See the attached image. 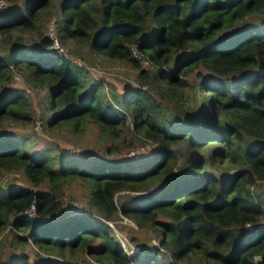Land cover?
Here are the masks:
<instances>
[{
	"label": "trees",
	"instance_id": "trees-1",
	"mask_svg": "<svg viewBox=\"0 0 264 264\" xmlns=\"http://www.w3.org/2000/svg\"><path fill=\"white\" fill-rule=\"evenodd\" d=\"M4 1L0 33L15 47L3 56L10 64L0 60V120L28 117L23 95L2 83L13 76L10 66L23 67L25 78L49 86L57 108L50 124L82 131L93 123L116 139L130 122L155 147L147 159L100 155L86 165L75 157L56 164L53 153L26 152L19 137L1 134L0 177L21 171L41 187L0 185V232L10 226L17 242L65 260L45 264H79L82 256L94 264H264V225L243 228L264 219V194L255 189L264 182V0ZM55 2L58 42L72 40L124 62L150 88L126 85L107 100L97 83L80 91L86 68L52 49L53 38L40 25ZM248 14L258 21L242 27ZM26 32L37 34V44L22 48ZM143 58L155 71L142 67ZM204 69L214 78L189 80ZM179 143L194 153L184 164L193 175L182 179L173 172ZM168 176L159 196L133 195L117 204V192L152 190ZM75 180L89 189L94 213L56 216L61 187ZM32 203L35 216L24 212ZM118 211L158 234L171 257L158 246L128 255L105 221ZM27 258L0 264H27Z\"/></svg>",
	"mask_w": 264,
	"mask_h": 264
},
{
	"label": "rangeland",
	"instance_id": "rangeland-1",
	"mask_svg": "<svg viewBox=\"0 0 264 264\" xmlns=\"http://www.w3.org/2000/svg\"><path fill=\"white\" fill-rule=\"evenodd\" d=\"M25 1L26 0H18V3L22 5ZM6 5H8L7 1ZM0 9H3V12H5L4 10H7V6ZM49 16L50 18L48 21H41L40 24H44L43 31L44 35L47 36L50 34L51 25H53L52 31L55 33L54 21L58 19L57 2L53 4ZM256 21H258V15L248 14L243 20L242 27ZM230 29H234V27L228 28L227 30ZM10 35H14V32L12 31ZM21 37L20 47L22 48L26 47V44H37V34L26 32L22 33ZM58 44L62 47L61 51L65 57L73 59L75 63L83 65L87 70L86 74L82 77L83 84L80 91L97 83L100 87L98 91H100L104 99L107 100L111 93L122 92L126 85L129 87L144 86L143 88H150L149 85L147 86L145 83L141 85L138 78L139 70L124 62L110 59L101 53H95L89 50L85 45L72 40H67L64 43L58 42ZM13 47H15L13 38H8L0 33V60L10 64V60L8 61V59L3 56L6 54L10 55ZM54 47L56 46L54 45ZM57 52L59 53L60 50H57ZM142 67H147L151 72L156 69V66L153 64H145V66L143 65ZM10 69L13 70V76L9 77L8 80H4L2 83L17 88L19 90L18 92L23 95L26 103L24 110L28 114V117L19 119L15 116H7L1 119L0 135L7 134L10 139L19 137L23 142V150L26 152L34 153L41 149H45L58 156V158L55 159L56 164H59L65 157H75L78 163L85 165L89 163L91 158L100 155H107L109 158L147 159L151 157L155 144L148 139L142 138L141 135L134 130L130 122L128 123V127H123L120 137L116 139H111L110 137L102 135L93 123L87 124L82 131H73L66 124H50L47 119L57 108L51 107L49 86L40 81L28 80L25 78L23 76V67H21V71H16L17 68L13 66H10ZM214 76L215 74L209 73L204 69L202 76L192 73L188 78L193 83L198 82L201 78H214ZM152 91L155 92L154 90ZM120 106L123 107L121 104ZM173 152L177 158L173 168L174 178L182 179L186 176L193 175L190 171L185 170L186 166L184 164L194 153L183 143L176 144L173 147ZM205 167L210 169L214 168H211L208 164ZM214 173L221 174L222 172L215 171ZM169 179H171V176L166 177L165 180L158 183L157 188H153L152 190L148 189L144 192L136 190L119 191L115 196L116 202L119 205L121 200L130 199L133 195H138V198L142 195L149 194H156L159 196L161 194L160 189L165 187L167 184L166 181ZM8 184L26 186L32 189L41 187L33 185L21 171L3 172L0 177V185L6 186ZM255 189L257 192H262L264 194V182H260ZM88 193L89 189L79 180L65 183L60 190V209L56 216L60 217V215L64 214L83 212L93 214L96 207L90 202ZM105 221L111 223L114 235L128 255L138 254L142 248L158 246L162 256L171 257L169 250L159 245L158 234L151 229L139 228L131 219L122 215L119 211ZM259 222H257V226L252 225V223H246L243 228L254 229L264 225V219ZM250 225L252 228L249 227ZM18 233L26 234L24 231ZM14 234L15 232L12 231V227L10 226H7L0 232V260L17 259L22 261L23 256H27V264H41L44 260L65 261L58 256L40 252L31 242H17ZM45 262L46 261H44L43 264H45ZM93 262L94 261L89 257L82 256L79 264H94Z\"/></svg>",
	"mask_w": 264,
	"mask_h": 264
},
{
	"label": "built area",
	"instance_id": "built-area-1",
	"mask_svg": "<svg viewBox=\"0 0 264 264\" xmlns=\"http://www.w3.org/2000/svg\"><path fill=\"white\" fill-rule=\"evenodd\" d=\"M5 3V1L4 0H0V6H2L3 4ZM52 29H53V25H51L50 26V31H49V37L50 38H53V43H52V45L50 46L51 48H54V50H62V47L58 44V40L55 38V36H53V31H52ZM56 46V47H54V45ZM132 51H133V54H136V49H135V47H133L132 48ZM142 61L145 63V64H149V65H152V62H150L148 59H145V58H143L142 59ZM17 77V76H16ZM24 212L26 213V214H28V215H32V216H35V206H34V204L32 203V204H30V206H28L25 210H24ZM249 227H251V225L249 226Z\"/></svg>",
	"mask_w": 264,
	"mask_h": 264
},
{
	"label": "clouds",
	"instance_id": "clouds-1",
	"mask_svg": "<svg viewBox=\"0 0 264 264\" xmlns=\"http://www.w3.org/2000/svg\"><path fill=\"white\" fill-rule=\"evenodd\" d=\"M109 225H111V223H109L108 221H106ZM127 253V252H126Z\"/></svg>",
	"mask_w": 264,
	"mask_h": 264
}]
</instances>
